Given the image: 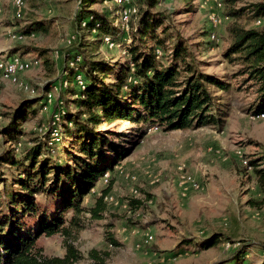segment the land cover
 <instances>
[{
  "label": "rangeland",
  "instance_id": "1",
  "mask_svg": "<svg viewBox=\"0 0 264 264\" xmlns=\"http://www.w3.org/2000/svg\"><path fill=\"white\" fill-rule=\"evenodd\" d=\"M21 1L0 0V132L8 125L10 113L23 101L37 97L46 83L65 74L64 51L77 33L75 17L81 0ZM125 1L129 4L124 10L128 15L136 14L137 8L142 13L140 0ZM263 1L164 0L156 8L155 11L170 18L157 30L163 38V30L169 27L167 46L170 48L179 35L197 62H201L204 72L217 75L229 84L226 91L210 88L214 98L212 110L220 123L173 132L143 127L146 134L141 133L140 139L134 134L136 127L130 123L102 126L101 130L123 134V141L116 139L115 144L133 147V153L111 175L105 174L85 198L84 205L89 206L93 197L108 185L107 181L114 178L105 218L92 220L85 216L83 230L69 239L81 254L74 264H264V117L252 112L256 87L248 75H241L243 67L224 58L233 38V26L264 28V18L257 19L251 13L252 5ZM114 2L99 1L93 8L112 13ZM243 9L239 16H232ZM116 14H111V18ZM122 18V29L127 31L129 28ZM37 23L45 24L46 29L34 27ZM20 30L31 33L20 39L17 33ZM85 36L89 60L112 65L116 72L124 67L126 56L121 43L109 40L102 44L95 41V32ZM124 38L120 37V42ZM19 44L47 52L17 53L27 62V67L18 75L17 83H12L6 78L4 60ZM76 78L81 84V76ZM102 78L109 82L113 76ZM52 90L48 105L59 95L60 86L55 85ZM47 118L42 112L23 123L24 137L20 138L19 146L0 135V178L7 180L6 185H11L15 170L1 166V158L21 157L20 153L36 139L37 127ZM67 141L65 137L63 143ZM61 149L50 156L52 161L59 157ZM246 160L257 161L256 170L263 174L249 169ZM4 184H0L1 191ZM132 200L145 205L134 208L130 204ZM109 233L114 234L119 246L107 240ZM215 233L229 239L224 238L209 250L182 244L183 239L203 240ZM64 241L61 234L42 236L38 246L49 257L63 258ZM242 243L249 247L238 262L233 252ZM93 250L99 253L101 263L91 258Z\"/></svg>",
  "mask_w": 264,
  "mask_h": 264
},
{
  "label": "trees",
  "instance_id": "2",
  "mask_svg": "<svg viewBox=\"0 0 264 264\" xmlns=\"http://www.w3.org/2000/svg\"><path fill=\"white\" fill-rule=\"evenodd\" d=\"M99 1L114 0L80 1L75 17V40L64 51L65 74L46 83L37 97L23 101L10 113L8 125L0 132L9 142H14V146H19L20 138L24 137L22 124L39 113L47 114V120L34 132L37 137L31 140L32 146L23 150L21 157L1 158V166L15 170L16 177L11 175L10 186L6 185L7 180L0 178V184L5 183L4 190H0V264H74L81 259L69 239L83 230L85 216L89 215L92 220L105 218L106 198L113 191L114 178L93 197L92 204L85 206L84 200L105 174L111 175L133 153V147L115 144L116 139L123 141V134L101 130L102 126L127 122L136 127L134 134L139 138L141 133L146 134L143 127L173 132L220 123L212 110L214 98L210 88L226 91L230 86L217 75L204 72L201 62H197L179 35L169 48L166 38L169 27L163 30L165 37L157 34L170 20L168 15L155 11L164 0H140L142 13L138 8L136 14L130 12L127 31L122 29L121 17L129 4L115 0L116 6L110 13L93 8ZM244 11H235L232 16ZM114 12L116 17L111 18ZM251 13L257 19L264 18V1L252 5ZM133 17L136 21L131 22ZM34 27L46 29L43 23ZM93 32L95 41L102 44L106 45V39L121 43L126 60L119 72L112 65L88 59L85 35ZM17 33L24 37L31 32L20 30ZM232 33L224 58L243 67L241 75H248L256 87L252 112L264 114V28L233 26ZM123 36L126 38L120 42ZM21 52L44 55L47 50L19 44L10 54ZM77 75L81 76V84ZM102 76H113V79L107 82ZM55 85L60 86L59 95L48 105V95ZM65 137L67 143H63ZM60 149L59 157L52 161L50 156H55ZM43 156L48 158L42 159ZM246 161L249 169L263 174L256 170L257 161ZM130 204L134 208L145 205L138 200ZM56 234L65 238L63 258L49 257L44 248L38 246L42 236ZM224 238L229 239L215 233L203 240L183 239L182 244L209 250ZM107 240L119 246L114 234H107ZM247 247L242 243L236 248L234 260L242 261ZM90 256L102 262L98 252L93 250Z\"/></svg>",
  "mask_w": 264,
  "mask_h": 264
},
{
  "label": "bare ground",
  "instance_id": "3",
  "mask_svg": "<svg viewBox=\"0 0 264 264\" xmlns=\"http://www.w3.org/2000/svg\"><path fill=\"white\" fill-rule=\"evenodd\" d=\"M16 3H21V0H14ZM123 15H125L123 17ZM122 19H124L125 23L128 21L129 15L127 12H123ZM32 35V34H31ZM22 39L23 37H19ZM106 41H109V39H106ZM27 67V62L18 54H14L10 57L5 58L4 60V71L6 78L11 81L12 83H17L18 75L25 71ZM49 100L52 98V95H48ZM264 117V114L262 115ZM107 202L111 200L110 196L106 198ZM151 240V238H149Z\"/></svg>",
  "mask_w": 264,
  "mask_h": 264
},
{
  "label": "crops",
  "instance_id": "4",
  "mask_svg": "<svg viewBox=\"0 0 264 264\" xmlns=\"http://www.w3.org/2000/svg\"><path fill=\"white\" fill-rule=\"evenodd\" d=\"M127 159V158H126ZM126 159H124L123 161H125ZM102 182V181H101ZM101 182H99V183H101Z\"/></svg>",
  "mask_w": 264,
  "mask_h": 264
},
{
  "label": "built area",
  "instance_id": "5",
  "mask_svg": "<svg viewBox=\"0 0 264 264\" xmlns=\"http://www.w3.org/2000/svg\"><path fill=\"white\" fill-rule=\"evenodd\" d=\"M108 178V177H107Z\"/></svg>",
  "mask_w": 264,
  "mask_h": 264
}]
</instances>
